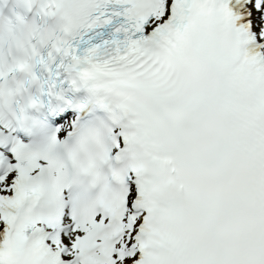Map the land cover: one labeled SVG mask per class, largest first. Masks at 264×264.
<instances>
[{"label":"snow or ice","instance_id":"6c2138e0","mask_svg":"<svg viewBox=\"0 0 264 264\" xmlns=\"http://www.w3.org/2000/svg\"><path fill=\"white\" fill-rule=\"evenodd\" d=\"M0 264H264V0H0Z\"/></svg>","mask_w":264,"mask_h":264}]
</instances>
